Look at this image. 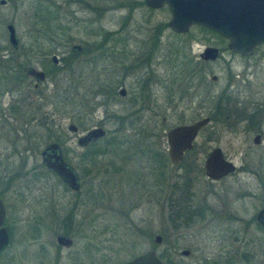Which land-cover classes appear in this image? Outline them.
I'll list each match as a JSON object with an SVG mask.
<instances>
[{
  "label": "rangeland",
  "instance_id": "rangeland-1",
  "mask_svg": "<svg viewBox=\"0 0 264 264\" xmlns=\"http://www.w3.org/2000/svg\"><path fill=\"white\" fill-rule=\"evenodd\" d=\"M0 1H4V5H0V56L3 52H11L6 41L7 24L13 26L20 44L26 47L29 37L37 36V32L42 31L32 25L35 21L42 22L43 17L57 21L60 15L61 20L71 28L57 36L71 38L72 44H79V41L86 42L90 44L92 50L98 47V52L103 55L102 60L100 57L98 60L107 66L110 64L108 60L113 59L110 58L109 47L114 44L104 41L103 31L118 29L117 31L120 32L117 35L126 38L124 49L128 47L129 51L116 58L119 61L117 67L128 66L129 59L135 54L139 56L134 59L135 63L144 59L146 55H140V51L149 53V48L153 47L155 42V51L153 49L150 55V59L154 57L151 68L146 66L130 73L122 84L125 90L124 99L114 94V102L106 109L101 105L100 96H92L91 92L94 91L92 85L85 92L79 90L85 93L84 100L89 103L85 107H79L85 102L76 96L78 94L72 87L75 81L74 74L66 79L63 76L55 86L50 80L46 84L43 83L42 97L35 93H27L22 88L13 91V88H8L9 86L5 89L1 86L0 181L12 182L13 190L23 186L33 187L28 195L34 202L33 206L45 202L46 207L45 200L49 197L48 193L53 191L50 187L54 189L57 187L53 192L55 200L61 205L69 206L74 202L72 194L69 191H62L53 178L48 180L39 176L42 172L39 168L42 162L39 152L47 143L53 142V139L47 136L50 132L53 136L55 132L60 134L63 140L65 139L61 148L63 151L65 149L67 162L75 166L77 162L75 157L80 153L75 145L77 136L101 125L106 135L97 145L98 148L112 142L111 133L115 131L117 125L109 116L123 115L136 109L130 106L133 93H136L134 83L137 80L138 84L145 82L151 70L154 72V78L148 85L149 103L145 106L150 105V108L140 112V120L148 121L147 128H153L151 133H148L152 138H147L146 142L141 140V143L136 136L137 125L135 128L125 125L114 139L120 142L117 149L121 151L120 154L126 151L130 157L139 152H149L150 155L154 153L157 157L155 160L149 158V155L138 160L134 157L135 159L129 161L125 169L127 172L134 170V177L121 178L119 175L109 174L112 165L121 164L119 159L121 156L118 154L119 158H115L116 155L111 156L105 148L107 153L103 155L98 151L101 154L96 158V165L100 174L93 182L97 192L95 198L87 204L97 206L94 211L96 217L92 219V222L94 219L95 221L91 224L95 225L93 227L98 232L96 236L99 250L102 249L101 246L108 245L101 250L111 256L108 264L131 260L151 249L158 255H165L161 258L165 262L175 259L181 264H264V233L257 227L255 221L256 213L264 205V115L259 143L253 144L252 138L255 132H248L245 129L246 123L231 122L230 124L222 119L223 114L218 108V103H210L207 106L203 101L205 94L210 98L220 95L224 84L233 77L239 91L237 98L242 102L240 105H245L248 112L254 110L264 112V73L261 68L258 69V65L255 67V58L244 62L224 55L222 60L203 63L198 56L205 47L218 46L216 35L199 30L197 27H191L186 34L175 35L167 28L169 14L164 7L154 13L132 7L106 10L98 17L97 23L89 25L83 21L91 19V15L73 5H66L64 13L62 11L57 15L53 7L61 6L59 0ZM122 21H127V24L121 31L119 22ZM97 28L100 37L96 39L93 33ZM91 36L95 39L89 38ZM36 47V51L43 52L44 56L47 54L63 56L70 45L57 46L53 42L44 40ZM146 62H148L147 58L144 63ZM245 64L251 66L247 72L243 69ZM110 70L114 71L112 68ZM193 71L194 76L187 83L185 78ZM98 73L100 80L107 76L104 72L98 71ZM95 75L98 76L96 73ZM212 76L217 78L215 83L210 82ZM3 77L7 78L6 75ZM6 81L7 79L2 83L5 84ZM118 81L121 82L119 78ZM118 81L114 83L119 85ZM29 94V102L42 105L37 116L38 120L44 118L41 121L44 123V128L38 125L36 120L28 122L26 126L21 125L19 120L18 123L13 121V101L25 98ZM7 108L8 110L11 108L12 114L8 115ZM78 109L84 113L76 115ZM211 114L221 116V122L224 123L220 121L216 123L211 116L212 121L199 131L192 150L185 154L181 165L172 168L167 159L164 133L179 125L193 124ZM161 118L165 119L164 122H160ZM68 125L77 127L78 133L74 135L68 132ZM13 127L19 132L24 128L32 134L31 149L28 152L22 151L25 146L24 140L16 139L14 149ZM19 137L20 135L18 139H21ZM215 148L221 151L224 160L234 166V172L221 179L210 181L204 175L203 162L206 155ZM152 166L155 167V173L150 172ZM85 168L84 170H90ZM34 169L36 170L33 171ZM181 178L182 180L189 178L193 182L196 196L194 202L198 203L197 207H204L203 212L207 216L190 228H182L174 232L167 226L169 221L166 220L165 215L168 210L162 200H169L171 186L180 182ZM115 179L121 182L120 185L116 186ZM14 182L16 183L13 184ZM153 184L161 186V201L158 200L159 198L157 201L154 199L155 193H158L157 189L146 187ZM10 191L11 188L4 191L8 205L11 200ZM36 196H40L37 202H35ZM84 201L86 198L82 199L80 210L87 205ZM154 236L161 237L159 245L152 242ZM182 250L188 251L187 257L180 256L179 252Z\"/></svg>",
  "mask_w": 264,
  "mask_h": 264
},
{
  "label": "flooded vegetation",
  "instance_id": "flooded-vegetation-1",
  "mask_svg": "<svg viewBox=\"0 0 264 264\" xmlns=\"http://www.w3.org/2000/svg\"><path fill=\"white\" fill-rule=\"evenodd\" d=\"M49 1L51 2L53 0ZM59 4H61L60 7H53L54 9H56L57 15L58 13L61 14L62 11L64 13L66 5H73L78 9L80 8L83 12H87V14L91 15V19L83 21L85 24L89 25L97 23L98 17L101 16L104 11H110L115 8L127 9L132 7L136 10H141L149 13H154L155 11L163 7L166 9L165 6L156 9L147 7L145 5V0H59ZM0 5H4V1H0ZM60 16L57 18L59 19L57 21H35L32 25L38 28L37 30L41 29L42 31L37 32V36L29 37L30 40L26 47L20 44L16 35L15 38L17 44L16 47H12L7 41L6 30V27L8 25H12L7 24L5 26L6 41L11 52H3L0 56V75H2V78L0 79V87L3 86V88L5 89L9 86L8 88H13V91H19L22 88L27 91V93H35L37 94V96L39 95L42 97L41 91H43L44 89L43 83L46 84L47 81L50 80V82L55 86L57 82L61 81L63 76L64 79H66L69 75L74 74L75 81L73 84L74 86L72 87L76 94H78L76 96H78L81 101L85 102L84 104L79 105L80 108L89 105V103L88 101L84 100L85 93L80 92L79 90H83L85 92L89 89L90 85L93 86L94 90L93 93L91 92L92 96H100L102 98L101 105L105 109L114 102V94H116V96H118L119 98L124 99L125 90L122 84L125 81V78L130 73L136 72L142 67L145 68L146 66H151L154 57L150 59V55L152 54L153 49L155 51V42H153V47L149 48V53H147L148 56L146 53H143V51H140V55H146L145 58H147L148 62L144 63V58L135 63L134 59L136 57H139L137 56L138 54H135L133 58L129 59L128 66L117 67L116 64L119 61H117L116 58H119L120 54H126V52L129 51L128 47L126 48V50L124 49L126 38H123L122 36L119 37L117 35V33L120 32L117 31L118 29L107 32L103 31L102 34H104V41L106 40L111 42V44H114L113 46L109 47L111 51L110 58L113 59L108 60L111 65L109 64V66H107L103 62L98 60V57H100L102 60L103 56L101 52H98V47L92 50L93 48L90 49V44L86 42L79 41V44H72L73 40L71 38L57 36L71 28L61 20ZM119 23H121L120 26L122 31L124 27H126L125 24H127V21H122ZM159 31L160 26L157 31L158 34L160 33ZM98 34L99 33L97 28L95 30V33H93L96 39L100 37L98 36ZM89 38L95 39L92 36ZM215 39L218 41V46L205 47L203 50L204 52L209 48L214 49L216 51L215 58L213 60H203L199 57L203 53L202 52L201 54H199L198 58L203 63H213L217 60H222V56L224 55L243 60L244 62L255 58V67L258 65V69L261 68L264 73V43L255 45L252 48L250 55L242 56L233 53L228 49L226 39L220 37L217 34L215 36ZM44 40L47 42H53L57 46H64L66 44L70 45V47L64 54H62L63 56H49V54H45L46 56H44L42 54L43 52H40L39 50L36 51V45L40 42H43ZM117 41H119L118 44L115 43ZM92 42L95 44L98 43L94 41ZM53 58L55 59V62L52 60ZM243 67L244 71L247 72V70L251 66L245 64ZM111 68L114 69V71L110 70ZM98 71L104 72L105 75H107L105 76L106 78L104 77L102 80H100ZM150 72L151 73L148 74L149 76H147L148 78L145 79V82H143L142 84H138L137 80L134 83V85H136L134 92L136 93H133V98L130 102V106L136 107V109L123 115L111 114L109 116V118L114 121V124L117 125L115 131L111 133V135L113 136L112 142H108V144H105L104 147L102 146V148H98L97 145L103 141V138L106 135V132L103 130L101 125H97L86 131L83 135L77 136L75 145L78 147L80 153L75 157L77 160L75 166H72L67 162V158L65 157V149L63 151L61 148L65 139L63 140L60 137L61 135L56 134L55 132L53 136L51 134L52 132H50L49 136H47L52 138L53 142L47 143L45 147L39 152V156L41 157V153L48 146L52 144L57 145L58 152L60 153L63 163L71 168L75 174L76 189H71L68 185H66L55 172H53L45 165V163H43V161L39 166V168L42 170L41 173L39 172V176H43L48 180L50 178H53L55 182L58 183L62 191H69L74 197V202L69 206L61 205L55 200L53 192L56 191L55 189L57 187H55V189L52 186L50 187L51 189H53V191L48 193L49 197L45 200L47 202L46 207L45 202L39 205H34V207V202L28 196L32 192L31 189L33 187L31 188L29 186H23L20 188L17 187L15 190H13V187H11L12 182L0 181V202L3 206L4 211L3 222L0 229L3 228L7 237L6 244L0 247V264H108L111 256L109 255V253L107 255L104 251H101L105 249V246L108 245L101 246L102 249L99 250L100 246L98 245L97 238L98 232L97 229L94 228L95 225L91 224L93 217H96V214L94 215V211L96 210L97 206L96 204H87V202L90 203L92 201V198H95V193L97 192L93 184V182L98 179V174H100V172L98 173L99 168L96 165V158L101 153L102 155L103 153H107L105 149L108 150L109 153H111V156L116 155L115 158H119V154L121 156V158H119L121 164H119V166L112 165V171L109 174L119 175L121 178H128L130 176L134 177L135 175L134 170H131L129 172L125 171L128 162L135 159L134 157H136L137 160L141 157L145 158L148 155L149 158L152 157V160H155V158L157 157L156 154L153 153L150 155L149 152H139L136 155H130V157L129 153H127L126 151H123V154H120L121 151L117 150L120 146V142H118L117 139H114V137H116L115 135H118V133H120V131L124 129L125 125L129 127L131 126L133 128H135V125H137L136 132L138 134L136 136L138 137L137 140L139 142H141V140H143V142H146L147 138H152V135L148 133H151L153 128H147L148 121L143 122L142 120H140V112L144 109L147 111L150 108V105L148 107H145L149 103L148 85L154 78V72H152L151 70ZM95 73L98 76H96ZM3 75H6L7 78L3 77ZM37 75L39 77L36 78ZM191 77L192 76L190 75L189 77L185 78L187 83L189 82ZM8 78H10V80ZM118 78L121 80V82L118 81ZM6 79V83H2V81L4 82ZM216 79V77L212 76L210 78V82L215 83L217 81ZM116 81H118L119 85L114 83ZM235 83L236 81H234L232 77L231 80H227V82L224 84L223 90L221 91L220 95L210 98L209 95L207 97V94H205L203 101L207 104V106H209L210 103H218V108L223 114L221 115L222 119L227 120L230 124L231 122H233L234 124H236L237 122H242L244 124L246 123L245 129L248 132H255L252 140L255 137H258L259 143L260 135H262V120L264 112L257 110L248 112V108L245 105H240V103L242 104V102L237 98L239 91ZM144 90H146L145 94ZM29 98L30 94L25 98L13 101V121L14 123H18L19 120V123H21V125L26 126L28 122L36 120L35 122H37L38 125H41L42 128H44V123L41 122L44 118L38 120L37 116L38 114H40L42 105L40 106L39 103H34L32 101L29 102ZM7 112L8 115L12 114L11 108L9 110L7 108ZM82 113L84 112L78 109L76 115H80ZM211 116L212 114L208 117L203 118L207 119V123L204 125L205 127L212 121V119L210 118ZM221 116L213 115L212 117L216 123H219V121L221 122ZM164 120V118H161L160 122H164ZM221 123H224V121H222ZM247 125L249 127H247ZM205 127H202V129H204ZM74 128L75 132L73 134L76 135L78 133V129L75 126ZM174 128L168 129L166 133ZM93 129L102 130L104 133L103 136L91 141H87L86 143L80 142L82 138H85L89 131ZM199 131L197 132L196 136L198 135ZM166 133H164L165 141ZM13 135L15 136V138L13 139V143L16 142V139L25 141V146L22 148L23 152H28V150L31 149L30 139L33 136L32 134H29L26 129L23 128L19 132L16 128L13 127ZM18 135H20L19 138L21 139H18ZM193 143L194 141L192 142L190 150H186L182 153L181 160L176 166L171 165L168 161L172 168H176L181 165L185 154L192 150ZM98 151H101V153H99ZM209 153L206 155L204 160L208 157ZM148 160L149 159L147 158L146 161ZM85 167L90 168V170H84L86 169ZM36 169H34L33 171H35ZM150 169H152L150 171L151 173H155L154 166H152ZM114 182L116 183V186L120 185L121 183L117 179H115ZM15 183L16 182H14L13 184ZM146 187H150V189H157L159 196H157L158 193H155L154 199H156L155 201H157V199L159 198L158 200L161 201V186L158 187L157 184H153V186L146 185ZM10 188L11 200L10 204L8 205V203H6L5 201L4 191ZM194 191L195 190L193 182H191L189 178H184V180H182L181 178L180 182L175 183L171 186L169 200H162V202L166 204L167 210L170 209V213H166L165 215L166 220H169L168 218H170V222H168L167 225L169 227V230L178 232L182 228H190L195 225V223L200 219H203V217L207 216V214L203 212L204 207H197L198 203L194 202V198L196 197ZM38 197L40 198V196L35 197V202H37ZM83 198H86V201L84 202L87 205L84 209L80 210V205H82L83 203L81 202ZM94 221L95 219L93 220V222ZM255 221L257 227L260 228V230H262L264 233V229L256 220V215ZM90 224L91 227H89ZM51 225L53 226L52 228L50 227ZM155 237L156 236H154L152 239L153 243ZM157 237L160 238V243L161 237ZM159 243L154 244L159 245ZM148 251H152L155 257L161 262V264H181L178 260H175L174 257V260L165 262L164 260H161V258H164L165 255H158L153 249ZM179 254L182 257H187L188 251L182 250L179 252ZM129 261L130 260L118 264L127 263Z\"/></svg>",
  "mask_w": 264,
  "mask_h": 264
},
{
  "label": "water",
  "instance_id": "water-1",
  "mask_svg": "<svg viewBox=\"0 0 264 264\" xmlns=\"http://www.w3.org/2000/svg\"><path fill=\"white\" fill-rule=\"evenodd\" d=\"M145 5L155 9L166 7L169 14L166 25L172 33L185 34L191 27H202L226 39L228 49L242 56L250 55L255 45L264 43V0H145ZM6 30L8 43L16 47L17 41L12 26L8 25ZM215 54L214 49H207L199 57L203 60H213ZM52 60L55 62L54 58ZM206 123L207 119H201L187 126H178L166 133V153L171 165L176 166L181 160L182 153L191 149L197 132ZM67 131L74 133V126L69 125ZM103 134L102 130L93 129L80 142L86 143L102 137ZM252 143L258 144V137H255ZM41 157L43 163L66 185L76 189L75 174L63 163L57 145L52 144L45 148ZM203 171L208 180L215 181L233 173L234 166L224 160L221 151L215 148L204 160ZM3 217L4 211L0 202V227ZM256 220L264 229V206L256 214ZM6 239L2 228L0 247L6 244ZM159 240L160 238L156 236L154 243H159ZM123 264H161V262L152 251H147Z\"/></svg>",
  "mask_w": 264,
  "mask_h": 264
},
{
  "label": "trees",
  "instance_id": "trees-1",
  "mask_svg": "<svg viewBox=\"0 0 264 264\" xmlns=\"http://www.w3.org/2000/svg\"><path fill=\"white\" fill-rule=\"evenodd\" d=\"M43 19V21H49V20H51V21H53V20H55L56 21V19H47L46 17H43L42 18ZM162 27H165V25H162ZM199 30H202V31H207L208 33H211L212 35H216L215 33H213V32H211V31H209V30H206V29H204V28H202V27H197ZM191 76L193 77L194 76V71L191 73ZM168 213H170V209H168ZM169 220V222H170V218H168Z\"/></svg>",
  "mask_w": 264,
  "mask_h": 264
}]
</instances>
